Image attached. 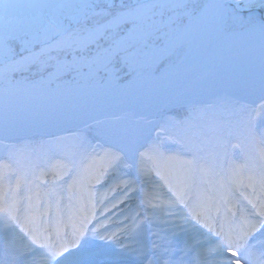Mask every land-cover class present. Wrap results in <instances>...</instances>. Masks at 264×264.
Returning a JSON list of instances; mask_svg holds the SVG:
<instances>
[{
  "label": "snow or ice",
  "instance_id": "1",
  "mask_svg": "<svg viewBox=\"0 0 264 264\" xmlns=\"http://www.w3.org/2000/svg\"><path fill=\"white\" fill-rule=\"evenodd\" d=\"M57 6L83 12L68 23L56 18L11 31L19 49L0 41V111L5 103L11 106L23 85L50 109L75 114L110 97L113 77L124 79L121 70L133 74L135 87L129 88L132 81L115 86L134 95L185 85L193 53L225 46L249 56L259 52V88L264 93V0H80ZM165 12L174 14L165 18ZM177 49L187 55L173 60ZM164 59L171 61L165 66L171 68V77L157 83L151 70ZM25 72L38 79L30 81ZM67 76L71 79H64ZM155 128L163 131L164 125L156 123L139 134L105 131L99 151L89 142L96 170L86 179L79 172L72 178L86 193L87 204L70 237L38 226L27 228L9 211V220L19 226L15 238L22 247L9 240L10 258L0 264H35L29 259L33 245L45 249L41 264H264V195L245 196L247 206L238 213L229 207L225 228L218 205L214 217L209 197L191 196L197 166L166 155L161 132L151 139ZM141 136H146L144 142ZM201 144L194 135L188 146L195 153ZM146 158L152 167L145 166ZM173 163L182 166V176ZM260 181L264 186V173ZM164 188L167 193L161 199L153 189ZM133 199L136 203H129ZM28 223L36 225V217ZM181 234L187 237L186 252L195 251L209 234L215 240L211 248L197 251L194 260H176L173 242ZM90 239L99 243L90 244ZM256 244L258 254L253 251Z\"/></svg>",
  "mask_w": 264,
  "mask_h": 264
},
{
  "label": "rangeland",
  "instance_id": "2",
  "mask_svg": "<svg viewBox=\"0 0 264 264\" xmlns=\"http://www.w3.org/2000/svg\"><path fill=\"white\" fill-rule=\"evenodd\" d=\"M78 2H80V0H0V41H7L13 48L19 49L20 41L18 39H12L9 36L11 31L19 30L22 26L27 24L45 23L56 18H59L65 23L71 22L73 17L82 15L83 10L74 7H58L57 5H71ZM126 2L134 3L135 0H126ZM116 3L119 4L120 0H116ZM5 5H7V7H5ZM182 11L181 9L177 10V12ZM173 14L172 12H165V18ZM186 55L187 52L185 49H177L172 59L174 60L177 56L183 58ZM68 58L71 59V56ZM165 63L170 64L171 61L166 59ZM156 67H158V63L153 69ZM86 70L87 69H85V71ZM125 71L124 74H119L123 76L124 79L116 80L115 77H113V87L133 77V74L127 75V70ZM260 74L261 62L258 51L251 56L242 53L222 56L213 63L210 69L201 72L196 78V85H189L180 89L162 106L144 115H136L129 118L123 115L108 118L104 117L95 122L82 124L81 127L83 128L84 126V129L76 134L66 133L63 134V136L59 135L61 138L57 140L46 138L45 136L48 135L41 136L39 139L43 140L41 144L43 148L42 153L39 152V154L32 153L31 147L33 144L31 141L26 142L28 143L27 150L23 147L26 145L25 143L16 147L15 145H2L0 142V155L2 150L7 148V151L18 163L16 167H20L14 169L11 167L12 165H5L4 168H0V173L2 169L5 171L4 177L1 180L5 184L12 183L17 178V176H15L17 170L19 171L18 173H24L25 165H27V167L32 166L33 168L30 176L34 175V173L39 174L42 168L48 166L45 163V157H50L52 145L58 148L59 155L64 158L63 161L60 160L55 164L57 170H59L62 175L70 174L73 166L68 165L69 163L67 164L66 162L69 160L70 163L73 161L80 163L82 160H86L87 156L92 153L89 142L93 147H97L99 144L105 142V138L102 135L103 132L121 129L130 133L139 134L142 130L152 128L154 124L160 123L159 114H165V119L167 118V121L166 123H162L164 125L163 131H155L156 128L152 130L151 139L152 134L156 135L157 132H161V137H163L162 134H165L163 139H166V136H168L167 133H172L176 137H182V139L176 140L168 137L171 141L167 140L162 144V150L164 152L170 146L175 150L185 153L187 145L190 144L194 135L201 138L203 142V139L209 134L210 137L212 135L214 143L211 144L212 147L209 145L203 149L204 156H206L205 160L208 154L217 150L219 162L220 165H222L227 148L231 143L230 133L233 132L232 134H234L235 132L236 135V139H234L232 143L233 150H238L241 145H244L243 143L249 124L256 114V103L254 102L257 101L260 96H258L261 91L259 88ZM125 75H127L126 79ZM24 76L28 77L30 81L38 79V77H33L27 72L24 73ZM16 79L19 80L20 77H16ZM21 89L30 92V90L24 89L23 85ZM113 94L114 93H112L111 96L115 95ZM145 96L147 97L148 95ZM140 97H142V95H140ZM17 103H20V101L14 100L11 107L17 108L23 105ZM4 106L8 109L9 105L5 103ZM182 107L190 108L189 116L183 119L184 123L186 122L184 125L169 112L172 108ZM34 115L38 116L39 113L36 111ZM70 129L71 128L68 130ZM139 138L141 142H144L146 136H141ZM97 151H99L98 147ZM197 152L198 154L200 153V146ZM41 158H44L42 159L43 161H40ZM43 162L45 164L41 166ZM66 179L67 178L63 176L60 179L61 182L55 183V187L59 192L65 189L63 183H65ZM4 192L5 191H3V193Z\"/></svg>",
  "mask_w": 264,
  "mask_h": 264
},
{
  "label": "bare ground",
  "instance_id": "3",
  "mask_svg": "<svg viewBox=\"0 0 264 264\" xmlns=\"http://www.w3.org/2000/svg\"><path fill=\"white\" fill-rule=\"evenodd\" d=\"M206 51L212 52V55L203 59L202 56L199 58V56L205 54ZM237 52V50L229 51L226 46L224 48H206L202 51L193 53L191 59L195 61L196 58V61L191 67L189 78L185 85H173L171 87L159 88L148 94L147 97L145 95L140 97V95H134L131 92L113 87L112 93L115 94H113L114 96L101 100L75 114H65V112L61 110L53 111L46 103L42 102L38 98V94L33 91H18L14 94L13 101L19 100L20 103L17 104L23 105H20L17 108L8 106V109L4 106L3 110L0 111V139L9 140L20 135L34 132L62 133L69 128H75L85 123L95 122L104 117L108 118L123 115L129 118L136 115H144L145 113L162 106L180 89L189 85H196V78L203 70L207 71L210 69L217 59ZM170 77L171 73H164L156 78L153 77V79L156 80L157 83H160L167 82ZM129 81H132L129 88L135 87L136 82L133 81V79ZM122 84H125V82ZM258 96L259 98L254 102L258 104V111L254 119L251 120V124H249V130L244 139L245 148L243 146L240 147V149L233 155V166L219 167L218 156L216 153H211V155L208 156V161L206 163L198 164L200 163L197 157L198 153H193L188 145L185 153L175 150L170 146L166 149V155L179 156L180 160L189 161L197 166V179L191 192L193 199L198 195H204L209 197L210 201H212V198L216 196L219 191H222V188L227 181L234 183L235 186L239 185V187H243L241 185L243 182H245V184H250L249 181L252 180L254 189L260 190L263 187L260 177L264 171H261V169L257 167L255 155L258 154L259 148L264 144V93L260 91ZM36 111L39 113L38 116L34 115ZM247 150L248 152L245 154V151ZM193 157H195V159H193ZM96 163V161L88 157L83 165L75 166V169L72 172L73 175L69 177L67 182L66 191L59 194L57 197L48 195L34 185H31L28 174L29 170L26 171L27 177L22 184V194L21 192L16 193L15 188H12L10 185H2L0 182V204H5L2 207V209H4L5 217H0V261H6L9 259L8 257H5V255L2 256V254H5L6 250L9 249V240L13 241L16 248L22 247V242L15 238V233H19V226L17 223L9 220V211L18 218L19 223L24 224L27 228L37 226L39 228H44L50 224L59 227V224L62 221H68L69 223L63 224L62 227L68 224L74 230V227L78 223L80 210L82 206H86L87 204V195L80 190L79 185H73L72 178L77 172H79L86 179L87 176L94 174ZM152 164L153 161L146 158L145 166L150 168L152 167ZM172 167L175 171L179 172L181 176L183 175L182 166L173 163ZM255 169L260 170L258 178L255 177L257 174ZM43 174H45V176L47 175L46 172H42L41 176H43ZM96 187L99 188L100 186L97 185ZM4 190H7L10 194L2 200L1 194ZM153 191H159L161 199H163L167 193L166 188L153 189ZM129 203L135 204L136 200L133 199ZM33 216L36 217V225L28 223V220ZM72 218H75L76 221L71 222ZM64 231L69 237L73 234L71 232L69 234L66 230ZM20 235H23V233H20ZM209 235L211 236V234ZM147 239L148 237L146 236V242ZM213 239L215 240V237H213ZM186 243H188L186 234H181L174 240V259H183L185 261L194 260L197 251L208 249L212 246V243L205 240L202 244L195 245V251L189 248L186 252ZM39 248V246L33 245L34 252L29 254V259L33 260L35 264L39 262L41 263L42 256L40 254L45 251L40 250Z\"/></svg>",
  "mask_w": 264,
  "mask_h": 264
}]
</instances>
